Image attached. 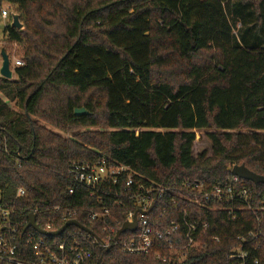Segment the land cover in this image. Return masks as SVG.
<instances>
[{"label": "trees", "instance_id": "1", "mask_svg": "<svg viewBox=\"0 0 264 264\" xmlns=\"http://www.w3.org/2000/svg\"><path fill=\"white\" fill-rule=\"evenodd\" d=\"M3 3L0 39L21 46L24 64L15 79L0 76V187L25 222L34 208L43 227L48 207H72L101 236L87 221L100 206L72 180L74 162L104 157L163 186L224 184L236 164L264 175V0ZM80 108L88 114L75 115ZM197 130L207 131L212 155L193 154ZM246 183L252 211L196 210L211 227L186 264H241L229 258L239 245L245 264H264V184ZM19 187L26 197H16ZM92 250L84 264H174L115 245Z\"/></svg>", "mask_w": 264, "mask_h": 264}, {"label": "built area", "instance_id": "2", "mask_svg": "<svg viewBox=\"0 0 264 264\" xmlns=\"http://www.w3.org/2000/svg\"><path fill=\"white\" fill-rule=\"evenodd\" d=\"M8 9L1 8L3 19ZM23 64L22 59L15 61V66ZM2 144L8 151L6 138ZM70 174L72 180L87 189L89 197L98 202L99 208L87 210V221L98 223L101 236L91 229L90 232L80 229L77 233H67L68 228L58 236L44 235L28 225L32 213L36 214L37 223L38 208L29 211L25 222L0 187V264H84L94 247L109 248L112 245L127 254L153 255L162 262L186 264L190 252L206 245L203 237L211 227L196 210L213 211L221 207L233 213L254 209L253 189L246 180L233 175L224 184L207 186L203 182L184 180L179 185L163 186L154 181L147 182L129 166L104 157L96 163L74 162ZM69 192L73 194L74 190ZM26 196V189L19 187L16 197ZM178 198L189 203L190 209L180 208ZM158 204H164L162 212L157 211ZM131 206L133 208H127ZM259 206L264 210V203ZM76 211L72 207H48L44 226L37 225L46 232L57 231L60 228L56 227V222L75 219ZM120 217H123L121 224ZM135 222V229H128L117 237L124 223ZM253 235L257 237L262 233L249 232V236ZM238 238L245 241L242 236ZM214 240L219 242L218 237ZM248 255L242 245L229 252V258L242 260L241 264H245Z\"/></svg>", "mask_w": 264, "mask_h": 264}, {"label": "water", "instance_id": "3", "mask_svg": "<svg viewBox=\"0 0 264 264\" xmlns=\"http://www.w3.org/2000/svg\"><path fill=\"white\" fill-rule=\"evenodd\" d=\"M0 55L2 57V64L0 67V76L6 78V79H13L14 71L11 68V62L8 54L6 53L5 49H2L0 52ZM88 114V111L85 108H80L75 110V115L81 116ZM231 175L237 176L241 179H244L246 181H251L255 184H264V175L258 174L252 170H250L246 165L244 164H236L232 166V169L230 170ZM29 226L33 227L38 232L47 235V236H58L62 234L69 226H76L82 230H85L87 232H90L89 228L80 223L76 219H72L67 221L60 229L54 232H46L42 230L36 223V214L32 213L29 215ZM136 222L134 224L130 223H124L122 227L119 229L117 233V237L124 231L128 229H135Z\"/></svg>", "mask_w": 264, "mask_h": 264}, {"label": "rangeland", "instance_id": "4", "mask_svg": "<svg viewBox=\"0 0 264 264\" xmlns=\"http://www.w3.org/2000/svg\"><path fill=\"white\" fill-rule=\"evenodd\" d=\"M9 7V4L7 3H3L2 8H6ZM4 23H5V19H3L0 16V36L3 34V27H4ZM240 26V24H238V27ZM19 27L21 28L22 25H19ZM21 46L16 44L15 42H10L8 40H5L1 37L0 39V52L2 49H5L6 53L8 54L9 58H10V62H11V68L13 71H15V61L18 59H22V54L20 51ZM24 62V61H23ZM2 64V57L0 55V67ZM16 78V75L14 73L13 79ZM11 106L15 109L18 110V108L15 106V103H10ZM205 152L207 156L212 155V148H211V141L208 137L207 131L205 130H197L196 131V140L194 143V147H193V154L199 155L200 153ZM230 168V166H228V169Z\"/></svg>", "mask_w": 264, "mask_h": 264}]
</instances>
